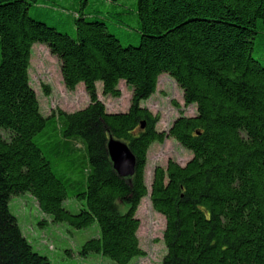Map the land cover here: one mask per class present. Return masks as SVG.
Listing matches in <instances>:
<instances>
[{
  "label": "trees",
  "instance_id": "trees-1",
  "mask_svg": "<svg viewBox=\"0 0 264 264\" xmlns=\"http://www.w3.org/2000/svg\"><path fill=\"white\" fill-rule=\"evenodd\" d=\"M127 1L0 0V264H52L10 211L12 197L26 192L55 223H98L83 254L116 264L147 257L136 215L149 194L148 154L171 138L193 158L154 170L151 202L166 220L162 264H264V0ZM69 22L74 34L63 28ZM109 22L139 42L123 45ZM36 43L58 59L68 91L85 85L87 108L41 113L30 77ZM163 74L197 115L180 111L159 132L160 115L141 102ZM121 81L132 88L131 107L109 114L97 84L119 99ZM111 137L135 155L132 178L114 170ZM69 199L83 208L72 213Z\"/></svg>",
  "mask_w": 264,
  "mask_h": 264
},
{
  "label": "rangeland",
  "instance_id": "rangeland-1",
  "mask_svg": "<svg viewBox=\"0 0 264 264\" xmlns=\"http://www.w3.org/2000/svg\"><path fill=\"white\" fill-rule=\"evenodd\" d=\"M56 19L61 22L62 16L56 14ZM109 23L110 31L122 38L123 45L139 42L137 32L128 36L123 34L124 29L114 26L113 22ZM63 28L67 33L74 34L75 32L73 22L67 23ZM30 77L41 103V113L44 116H48L56 108H61L68 113H75L87 108L90 104L84 84H80L75 92L67 90L62 78L60 62L44 44L36 43L33 46ZM159 83L157 93L149 100L141 102L142 108H147L154 115H160L158 131H168L170 125L180 117V111H184L186 117L197 115L196 105L188 109L185 108L183 91L168 74L161 75ZM45 85L50 87L49 96L45 95L43 88ZM97 87L98 93L103 97V84L99 82ZM120 89L122 99L103 97V102L110 114L127 113L130 109L132 88L122 82ZM173 100L179 103L180 110L172 105ZM194 108H196L195 111ZM192 158L193 153L183 148L172 138L162 145L158 143L152 145L146 169L149 194L142 200L137 213V218L141 221L138 233L140 246L147 253V257L135 258L132 264H162L167 254L164 243L166 220L155 211L150 197L154 170L158 166L166 168L170 160L185 166ZM9 207L11 213L18 219L23 235L34 250L47 256L52 264H116L110 258L97 253H82L88 241L99 237L100 230L97 222L80 230L67 223H55L52 216L41 211L35 198L29 192L13 196ZM65 207L72 213H77L83 208V205L76 199H69L65 202ZM128 210V206H123L121 209L123 213Z\"/></svg>",
  "mask_w": 264,
  "mask_h": 264
},
{
  "label": "water",
  "instance_id": "water-1",
  "mask_svg": "<svg viewBox=\"0 0 264 264\" xmlns=\"http://www.w3.org/2000/svg\"><path fill=\"white\" fill-rule=\"evenodd\" d=\"M142 129L146 128V122L141 124ZM109 155L114 170L122 178H131L136 172V157L130 148L123 142L111 137L109 139Z\"/></svg>",
  "mask_w": 264,
  "mask_h": 264
},
{
  "label": "bare ground",
  "instance_id": "bare-ground-1",
  "mask_svg": "<svg viewBox=\"0 0 264 264\" xmlns=\"http://www.w3.org/2000/svg\"><path fill=\"white\" fill-rule=\"evenodd\" d=\"M31 66H32V60H31ZM122 82H124V81H121V83H120V85H119V87L121 86V84H122ZM31 85H32V80H31ZM33 86V85H32ZM78 88V87H77ZM97 97H98V99L100 100V101H102L103 102V97H106L104 94H103V97L98 93V87H97ZM106 109H107V107H106ZM107 112H108V110H107ZM109 113V112H108ZM110 114V113H109ZM114 138V137H113ZM114 139H116V138H114ZM116 140H119V139H116ZM119 141H121V142H123V143H125L124 141H122V140H119ZM126 144V143H125ZM127 145V144H126ZM108 146H109V142H108ZM108 146H107V148H108ZM128 146V145H127ZM129 147V146H128ZM108 153H109V150H108ZM110 156V155H109ZM33 196V195H32ZM148 196V195H147ZM36 200V199H35ZM133 262V261H132ZM132 262H131V264H132Z\"/></svg>",
  "mask_w": 264,
  "mask_h": 264
},
{
  "label": "crops",
  "instance_id": "crops-1",
  "mask_svg": "<svg viewBox=\"0 0 264 264\" xmlns=\"http://www.w3.org/2000/svg\"><path fill=\"white\" fill-rule=\"evenodd\" d=\"M195 111V110H194Z\"/></svg>",
  "mask_w": 264,
  "mask_h": 264
}]
</instances>
